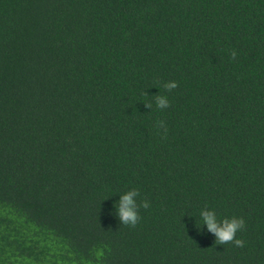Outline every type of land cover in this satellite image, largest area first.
Wrapping results in <instances>:
<instances>
[{
  "label": "trees",
  "instance_id": "16d2710c",
  "mask_svg": "<svg viewBox=\"0 0 264 264\" xmlns=\"http://www.w3.org/2000/svg\"><path fill=\"white\" fill-rule=\"evenodd\" d=\"M0 264H264V0H0Z\"/></svg>",
  "mask_w": 264,
  "mask_h": 264
},
{
  "label": "clouds",
  "instance_id": "9594fccd",
  "mask_svg": "<svg viewBox=\"0 0 264 264\" xmlns=\"http://www.w3.org/2000/svg\"><path fill=\"white\" fill-rule=\"evenodd\" d=\"M235 56V53H232ZM177 87L176 81H166L163 84V88L167 91H171ZM155 103L158 108H167L169 106V99L166 95H157L155 97ZM163 122H160V127H163ZM138 196V190L133 188L126 192H123L119 196L118 202L115 204L118 219L124 224H136L138 220V206L136 197ZM144 207H147V202L143 203ZM200 218L202 225L206 229L213 233L216 241L221 244L233 241L237 246H242L243 241L235 239L237 231L241 230L244 226V220L240 217L224 218L222 220L217 218L216 213L211 209L202 208L200 210Z\"/></svg>",
  "mask_w": 264,
  "mask_h": 264
}]
</instances>
